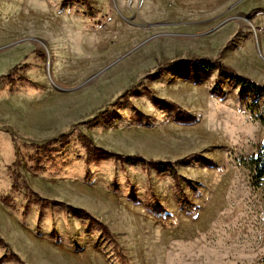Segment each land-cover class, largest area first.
I'll use <instances>...</instances> for the list:
<instances>
[{
    "label": "rangeland",
    "instance_id": "obj_1",
    "mask_svg": "<svg viewBox=\"0 0 264 264\" xmlns=\"http://www.w3.org/2000/svg\"><path fill=\"white\" fill-rule=\"evenodd\" d=\"M22 38L45 44L0 51V264H264V181L242 162L264 93L161 68L195 55L264 85V0H0V47Z\"/></svg>",
    "mask_w": 264,
    "mask_h": 264
},
{
    "label": "trees",
    "instance_id": "obj_2",
    "mask_svg": "<svg viewBox=\"0 0 264 264\" xmlns=\"http://www.w3.org/2000/svg\"><path fill=\"white\" fill-rule=\"evenodd\" d=\"M185 60H188L189 62L195 64L197 67H199L204 72H207V71L212 72V71L217 70L221 73H226L229 75V77L232 80L237 82L240 86H242V87L247 86L248 88H250L253 91H262L264 93V85L259 84L255 81H253L251 78L238 73L233 68H231L229 65H227L226 63H224L223 61H221L219 59H210V58H204V57L194 55V56L189 57L188 59L178 58L176 60H172V61L166 63L165 65H163L161 68L166 69L169 67H175L176 65L182 63ZM251 109L253 110L252 111L253 114H255L256 117L264 125V114L261 111V109L259 108V106L258 105L253 106ZM80 139H81L82 143L84 144V146L93 152L100 153L103 155H114L122 163H128V164L138 163V164L142 165V167L145 169H147V168L148 169L149 168H159V169L164 170L168 166L170 168L169 170H170L171 174L174 177H178L176 164L172 163L170 161L157 160V159H152V158L148 159L141 154H124V153L111 152V151H108L102 147H98L97 145H95L93 143V141L90 138H88L86 135H81ZM54 142H57V141H54ZM183 161H184V159H181V161H178V162H183ZM242 162L251 166V168H252V179H251L252 183L255 187H259L261 185V183L264 181V140H263L261 146L258 148V150L254 154H252L250 157H242ZM45 202H49V201L45 200ZM56 202H58V201H56ZM73 208L78 210L79 213L83 212V209H81V208H75V207H73ZM156 212L160 216H164L165 214H167V211H165V210H160V211H156ZM105 229L107 230L108 228L105 227ZM106 232L109 233V230H107ZM3 243H5L4 239L0 235V244H3ZM6 258H9V259L15 258L17 260H20V259H18L19 257L14 253L9 255V257H8V255H6ZM20 262H22V261H20Z\"/></svg>",
    "mask_w": 264,
    "mask_h": 264
},
{
    "label": "water",
    "instance_id": "obj_3",
    "mask_svg": "<svg viewBox=\"0 0 264 264\" xmlns=\"http://www.w3.org/2000/svg\"><path fill=\"white\" fill-rule=\"evenodd\" d=\"M25 39H30L32 42H34L37 46L39 45H41V44H45L41 39H39V38H22V39H19V40H16V41H14V42H11V43H9V44H7V45H4V46H1L0 47V51H2V50H4V49H7V48H9V47H11V46H13V45H15V44H17L18 42H21V41H24ZM150 38H148V40H149ZM147 39H146V41H148ZM146 41H144V42H146ZM141 44H143V43H141ZM140 44V45H141ZM49 51L47 50V53H48ZM48 55V63H49V53L47 54ZM120 59V58H119ZM118 60V59H117ZM116 60V61H117ZM99 73H96L95 75H93V76H91L89 79H87L83 84H85V83H87L88 81H90L91 79H93V78H95L97 75H98ZM50 79H51V81L53 82V79H52V77L50 76ZM54 83V82H53ZM76 87H66L65 88V90H71V89H75Z\"/></svg>",
    "mask_w": 264,
    "mask_h": 264
}]
</instances>
